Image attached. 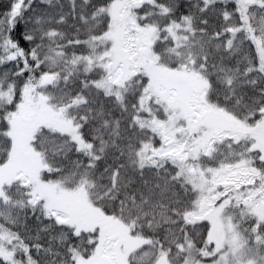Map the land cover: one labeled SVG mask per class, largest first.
<instances>
[{
  "label": "snow or ice",
  "instance_id": "obj_1",
  "mask_svg": "<svg viewBox=\"0 0 264 264\" xmlns=\"http://www.w3.org/2000/svg\"><path fill=\"white\" fill-rule=\"evenodd\" d=\"M0 264H264V0H0Z\"/></svg>",
  "mask_w": 264,
  "mask_h": 264
}]
</instances>
